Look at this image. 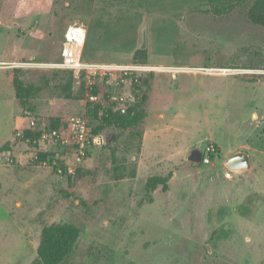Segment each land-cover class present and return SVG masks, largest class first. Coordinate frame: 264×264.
Returning a JSON list of instances; mask_svg holds the SVG:
<instances>
[{"label": "rangeland", "instance_id": "1", "mask_svg": "<svg viewBox=\"0 0 264 264\" xmlns=\"http://www.w3.org/2000/svg\"><path fill=\"white\" fill-rule=\"evenodd\" d=\"M254 2L217 13L210 0H0V62L28 64L0 69V264H39L43 229L59 224L81 232L60 264H264V27L248 19ZM73 24L87 30L84 62L170 70L140 79L136 125H111L85 151L69 134L73 118L99 124L86 114L89 83L58 66ZM15 74L38 89L29 113L12 97ZM48 129L58 143L37 141ZM240 151L251 168L231 172ZM155 178L168 179L166 191L147 187Z\"/></svg>", "mask_w": 264, "mask_h": 264}, {"label": "built area", "instance_id": "2", "mask_svg": "<svg viewBox=\"0 0 264 264\" xmlns=\"http://www.w3.org/2000/svg\"><path fill=\"white\" fill-rule=\"evenodd\" d=\"M87 41V30L83 25H70L64 34L59 67L71 71L75 78L85 77L89 83L87 103L93 111L98 110L99 116L110 115L117 112L127 114L130 107L137 103V89L140 79L154 72H168L169 69L152 67L141 63L134 64H101L84 62V47ZM25 63L0 62V69L24 67ZM210 75H227L233 70L215 68H195ZM103 91L98 92V90ZM91 121V118H90ZM35 120L29 121V128L34 129ZM94 129L81 119H72L69 141L75 147L85 151L96 145L104 143L103 135L94 134ZM22 133H19L21 136ZM39 142L58 143L61 132L58 129L43 130L36 136ZM216 154L214 146L208 148L207 155L203 158L204 164L210 163V155ZM53 167L56 164L52 165ZM72 172V170H70Z\"/></svg>", "mask_w": 264, "mask_h": 264}, {"label": "trees", "instance_id": "3", "mask_svg": "<svg viewBox=\"0 0 264 264\" xmlns=\"http://www.w3.org/2000/svg\"><path fill=\"white\" fill-rule=\"evenodd\" d=\"M210 4L217 13H220L224 10L225 4L231 7L233 3L232 0H210ZM248 19L251 23L264 27V0H255L248 11ZM134 58L135 60L146 61V54L144 51H138ZM69 72L73 74L71 71ZM256 80L259 79H248L247 81L252 82ZM13 84L18 103L21 105L23 111H27V113H29L28 110H31L30 108L28 109L29 102L32 100L38 89L34 86H26L17 74L14 76ZM136 107L137 104L130 107L127 114L124 115L117 112H111L110 115H103L101 117L98 114V110L93 111L90 107H88L86 114L91 118L92 122L99 123L93 130L94 134L99 135L98 133L111 125L120 129H127L136 125L140 119V117L135 114ZM53 128H58V126L54 125ZM39 133L35 136L39 135ZM200 153L203 157V153ZM211 156H213V154H211ZM41 158L45 159V156ZM201 164L202 162L196 163L195 165L201 167ZM159 185H162L163 190L166 191L168 188V179H151L148 182L147 187L149 189L156 190ZM80 233L81 232L78 228L69 224H59L45 227L42 232L41 243L38 249L37 260L39 264L62 263L72 253L80 237Z\"/></svg>", "mask_w": 264, "mask_h": 264}, {"label": "water", "instance_id": "4", "mask_svg": "<svg viewBox=\"0 0 264 264\" xmlns=\"http://www.w3.org/2000/svg\"><path fill=\"white\" fill-rule=\"evenodd\" d=\"M192 161L194 163H200L202 161V155L199 151H193L191 153ZM226 167L231 172L247 171L251 168L250 154L245 151L235 153L226 163Z\"/></svg>", "mask_w": 264, "mask_h": 264}, {"label": "crops", "instance_id": "5", "mask_svg": "<svg viewBox=\"0 0 264 264\" xmlns=\"http://www.w3.org/2000/svg\"><path fill=\"white\" fill-rule=\"evenodd\" d=\"M66 31V30H65ZM65 34V33H64ZM63 40H64V38H63ZM5 63H17V62H10V61H5ZM3 70H6V69H3ZM11 80V83H13V80H14V78H10ZM13 88H14V84H13ZM12 97L14 98L15 97V100H17V98H16V93H15V88H14V90H13V93H12ZM18 101V100H17ZM248 153V152H247ZM251 157V156H250Z\"/></svg>", "mask_w": 264, "mask_h": 264}]
</instances>
